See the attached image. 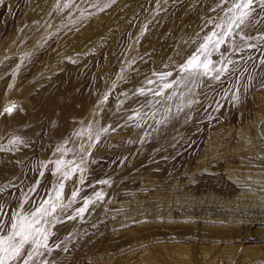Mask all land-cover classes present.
<instances>
[{
  "label": "rangeland",
  "instance_id": "1",
  "mask_svg": "<svg viewBox=\"0 0 264 264\" xmlns=\"http://www.w3.org/2000/svg\"><path fill=\"white\" fill-rule=\"evenodd\" d=\"M16 1L0 0V203L16 207L25 193L44 198L57 184L58 160L70 176L61 203L74 199L53 222L51 251L42 259L154 264L169 247L187 246L201 255L212 250L221 264H264L257 240L264 236V87L234 105L218 90L230 76L190 85L191 92L181 85L174 90L183 97L177 92L166 106L121 123L124 103L140 110L146 98L157 99L135 90L156 87L147 79L183 63L199 46L192 43L197 33L211 31L204 26L218 0H22L10 28ZM244 51L232 59L246 64ZM96 58L92 69L79 68ZM68 67L74 109L83 98L88 107L55 129L46 122L58 108L48 107L53 96L42 90ZM169 79H178L175 71ZM53 102L62 106L63 98ZM180 228L201 239L178 238ZM218 234L234 239L207 240Z\"/></svg>",
  "mask_w": 264,
  "mask_h": 264
},
{
  "label": "snow or ice",
  "instance_id": "2",
  "mask_svg": "<svg viewBox=\"0 0 264 264\" xmlns=\"http://www.w3.org/2000/svg\"><path fill=\"white\" fill-rule=\"evenodd\" d=\"M211 11L216 15L210 17L204 26L210 27L211 31L203 35L197 33V39L192 43L199 46L192 54L183 63L174 66L173 70L154 73L158 80L147 79V85L155 84L156 87L142 86L135 90L134 96L147 97L151 93L157 99L146 98L140 110H132L134 115L129 119L141 115L144 108H152L154 104L166 106L167 101L177 95L174 89L181 85L191 92L190 85L199 86L205 82L222 81V78L234 76L239 70L240 60L232 59L233 55H238L245 49L259 50L258 46L264 49V15H261L264 13V0H218ZM250 30H256L257 35H251ZM201 31L204 32V29ZM214 56H218V59H213ZM251 59L249 56L248 60ZM259 64L264 65V59ZM173 71L178 79H169L173 76ZM180 96L183 97L184 93L181 92ZM187 102L191 106L196 101L188 99ZM11 110L9 108L6 111ZM146 115V112L143 113V116ZM63 163V160L56 162L57 184L41 200L28 197L25 193L26 199L18 200L16 207L8 208L0 203V264H50L42 259L51 251L48 244L52 235L50 229L54 227V221L61 222V213H66L67 208L74 202L73 199L67 205L61 203L64 181L70 178L61 171ZM71 171L74 172L75 169ZM36 190V187L30 189L32 192ZM4 191L5 188H0V193ZM72 196L75 198L77 192L73 191ZM86 207L87 204L79 208L78 214H83Z\"/></svg>",
  "mask_w": 264,
  "mask_h": 264
},
{
  "label": "bare ground",
  "instance_id": "3",
  "mask_svg": "<svg viewBox=\"0 0 264 264\" xmlns=\"http://www.w3.org/2000/svg\"><path fill=\"white\" fill-rule=\"evenodd\" d=\"M15 1V0H14ZM25 2V0H24ZM14 3V2H13ZM23 3L22 0H18L15 2V6L13 7L14 10H15V15L13 17H10V28L13 26H15L16 22H17V17L20 16L19 13H18V10H19V7H20V4ZM9 27V26H8ZM45 28H48V26L45 25ZM44 28V29H45ZM43 29V30H44ZM10 30V29H9ZM48 30V29H47ZM50 30V29H49ZM52 31V30H51ZM56 31V30H55ZM47 32V31H46ZM54 32V31H53ZM54 35V34H53ZM58 35V34H57ZM53 36H51L52 38ZM52 42V41H51ZM50 42V43H51ZM49 43V44H50ZM126 43V42H125ZM124 45V44H122ZM245 55H246V58L248 59L249 56L252 57L251 60H249L248 63L244 64L243 65V60H241L240 64V68H238V72L234 75V76H230L229 80L224 83V84H221L220 87H219V91L221 92L222 96L225 97V100L224 101H229L231 103H233L234 105L238 104L239 105V102L240 101H243L244 100V94L246 93H249L250 91H255L256 89H259V88H263L264 87V65H260L259 64V61L261 59H264V49H259V50H245L244 51ZM243 54V53H242ZM246 59V60H247ZM100 60L99 59H93V60H86V61H83L81 63H78L79 64V68H83L85 70V68H93L92 67V64H97V62ZM245 60V61H246ZM257 65L256 67H253V65ZM75 65V64H74ZM73 65V66H74ZM238 65V66H239ZM77 66V65H76ZM96 66V65H95ZM94 66V67H95ZM75 71V70H74ZM79 71V70H78ZM83 71V70H81ZM70 69L68 67V69H66L63 73H59L57 74L54 78L50 79V82H53L49 85V87L47 88H44L42 90V92L44 93H47L48 94V97L51 98L50 96H53L56 97L58 100L59 99H62L63 98V102H62V106L60 104V102H57V104H53V98L51 100L48 101V104L49 105L48 107H54V108H58V112L57 114H52L50 115V117H47L50 119V122H46V125L47 126H50V127H53L55 129L57 128H60L62 127V125H64L66 123V121H64V117H68L67 114H72L71 116H75V117H78V115L80 114L81 111H85L86 107H84L85 105H87V99H80L81 102H85V103H81L83 107H80V111H76L74 109V103L77 102V98L76 96L74 95V97H72L73 94H75L72 89L70 90V87L67 85V82L64 83V80L67 81L65 78L68 79V77H70ZM73 72V71H72ZM76 72V71H75ZM91 72V71H90ZM167 72V71H166ZM86 73V72H84ZM82 72V74H84ZM73 74V73H72ZM81 74V73H80ZM81 74V76H82ZM70 75V76H69ZM78 75V74H77ZM73 77V76H72ZM78 77V76H77ZM80 77V76H79ZM74 78V77H73ZM172 78V77H171ZM239 78V82H237V79ZM70 80V78H69ZM83 80V79H82ZM74 81V79H73ZM69 83V82H68ZM72 83V82H71ZM78 83V82H77ZM80 84V83H79ZM73 85V84H72ZM71 85V88H73ZM75 85V84H74ZM76 88V87H75ZM75 88H74V91H75ZM176 90V89H175ZM181 90V88H180ZM178 90V91H180ZM85 92V90H83ZM109 91V89H108ZM177 91V92H178ZM182 91V90H181ZM67 93V95H70V97H67V98H64L65 94ZM77 93V92H76ZM179 93V92H178ZM39 94V93H38ZM80 94V93H79ZM106 94V93H105ZM180 94V93H179ZM46 95V94H45ZM101 96V95H100ZM83 97V96H82ZM105 97V96H104ZM44 98V97H43ZM86 98V97H85ZM45 99V98H44ZM100 99V98H99ZM79 101V100H78ZM96 101V100H95ZM99 101V100H97ZM47 102V101H45ZM93 102V101H92ZM100 102H102L100 100ZM135 101H132V100H129L127 101L126 103L123 104V106H121L120 108L122 109L121 110V114H124L121 118V123L123 122H128L129 121V117L131 116V114L133 113V109H136L138 110V107H133ZM228 103V102H227ZM242 103V102H241ZM58 107H57V106ZM156 105V104H155ZM74 109V110H73ZM145 109V108H144ZM43 110V109H42ZM144 110H142L143 112ZM43 112V111H42ZM118 121V120H116ZM25 122V121H24ZM23 123V122H22ZM145 123V122H144ZM15 124V122L13 123ZM114 125V124H113ZM15 127V126H14ZM12 127V128H14ZM22 128L26 127V126H21ZM144 129H146V126L144 125L143 126ZM159 128V127H158ZM15 130H18V129H15ZM167 130V129H166ZM13 131V130H12ZM143 131V130H141ZM15 133V132H14ZM159 133V132H158ZM25 135V134H23ZM171 135V134H170ZM26 136V135H25ZM170 137V136H169ZM136 140V136L135 135H132L131 136V141H129V145L133 144ZM164 140V139H163ZM104 146V145H102ZM38 150V148H37ZM99 151V150H98ZM99 153H102V152H99ZM44 156V155H43ZM28 165V164H27ZM30 167V166H29ZM25 168V167H24ZM37 168V167H35ZM30 169V168H29ZM34 169V167H33ZM37 171V170H36ZM33 173V172H32ZM31 173V174H32ZM30 174V175H31ZM32 176V175H31ZM115 178V177H113ZM46 180V179H45ZM113 180V179H112ZM47 181V180H46ZM49 181V180H48ZM51 184V183H50ZM55 186V184H53ZM45 186V185H44ZM42 186V187H44ZM48 186V185H47ZM67 187V186H66ZM39 189V188H38ZM40 190H41V187H40ZM66 189H64L65 191ZM68 190V189H67ZM66 190V191H67ZM71 189H69V192H70ZM17 191V190H16ZM38 191V190H37ZM39 192V191H38ZM45 192V191H44ZM68 192V191H67ZM43 193V191H42ZM9 194V193H8ZM40 194V193H39ZM38 194V195H39ZM64 195H65V192H64ZM42 196V194H41ZM67 196V195H66ZM37 197V196H35ZM65 197V196H64ZM43 198V197H42ZM35 199V198H34ZM37 200V199H36ZM87 201V200H86ZM89 208V207H88ZM60 226V225H58ZM61 227V226H60ZM61 231H63V228L61 227L60 229ZM65 231V230H64ZM179 232V235H178V238L180 239H183L185 237H189V238H192V240H195V239H201V238H198V233L196 232L195 234H192V230H188L187 228H180L178 230ZM65 234V233H64ZM180 236V237H179ZM238 239H240V237H237ZM232 239H234V237H231V236H222V235H216L214 236L213 238H209L207 240H215V242H218V241H221V242H224V241H231ZM245 238L243 239H240V240H244ZM260 239H263V242L264 243V236L261 238H257V240H260ZM179 240V239H178ZM192 240H188V241H192ZM205 240V239H204ZM246 240V239H245ZM242 242V241H240ZM219 243V242H218ZM58 250V249H57ZM207 252H211L212 253V250L211 251H207ZM210 253V256L208 255H201V253H199V251L197 249H193V248H187V246H175V247H172V248H168L167 252H162L161 254L157 255L155 260H154V264H221L220 261H219V256H217L216 258L213 257L214 255H211ZM114 254V253H113ZM209 254V253H208ZM214 254V253H213ZM75 255V254H74ZM168 256V257H167ZM50 257V256H49ZM48 257V258H49ZM207 258V259H206ZM138 260H140V256L137 257ZM233 259V258H232ZM244 259H247V258H244ZM236 260V259H235ZM234 260V261H235ZM47 261V260H46ZM244 261V260H243ZM238 263V262H237ZM153 264V263H152ZM223 264H232L229 260L228 262H225ZM245 264H249V261L246 260L245 261Z\"/></svg>",
  "mask_w": 264,
  "mask_h": 264
}]
</instances>
